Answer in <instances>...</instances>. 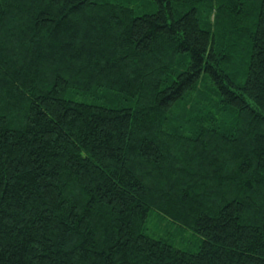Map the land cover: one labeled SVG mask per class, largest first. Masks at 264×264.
I'll use <instances>...</instances> for the list:
<instances>
[{
    "label": "trees",
    "instance_id": "obj_1",
    "mask_svg": "<svg viewBox=\"0 0 264 264\" xmlns=\"http://www.w3.org/2000/svg\"><path fill=\"white\" fill-rule=\"evenodd\" d=\"M0 264H264V0H0Z\"/></svg>",
    "mask_w": 264,
    "mask_h": 264
}]
</instances>
